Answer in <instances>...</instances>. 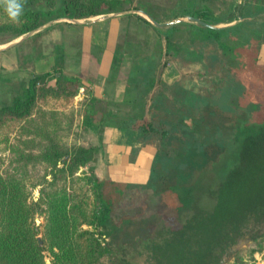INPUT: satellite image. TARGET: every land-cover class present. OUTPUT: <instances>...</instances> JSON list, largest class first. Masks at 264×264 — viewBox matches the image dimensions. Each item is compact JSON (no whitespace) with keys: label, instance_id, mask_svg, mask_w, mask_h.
Returning <instances> with one entry per match:
<instances>
[{"label":"trees","instance_id":"trees-1","mask_svg":"<svg viewBox=\"0 0 264 264\" xmlns=\"http://www.w3.org/2000/svg\"><path fill=\"white\" fill-rule=\"evenodd\" d=\"M42 2L49 12L62 5L56 18L132 10L124 15L159 35L153 50L127 70L122 103L131 105L130 111L104 109L102 100L86 88L80 124L81 130L93 133L103 126L122 129L130 163L145 146L153 152L144 164V180L99 178L89 166L74 188L67 178L93 162L101 145L65 146L57 121L32 122L30 142L39 139L36 152L23 156L18 171L0 170V264H46L44 250L54 264H132L128 253L133 250L147 264H220L244 234L259 243L257 226L264 223V0H245L240 20L220 28L192 20L159 26L137 13L144 11L160 23L179 16L211 24L236 19L232 14L216 16L207 0H181L175 12L163 16L135 0H25L18 23L0 7V36H5L0 43L44 24L49 18L42 20L35 7ZM122 51L114 50V70L119 67L116 54ZM169 62H199L217 75L218 94L185 87V73L166 82L161 72ZM54 73V84H48ZM78 85L76 78L54 69L18 86L0 87V129L27 117L39 100L68 103ZM223 153L231 156L221 159ZM230 159L218 179L220 164ZM28 163L45 167L36 200L27 184ZM34 209L43 215L44 248L36 239Z\"/></svg>","mask_w":264,"mask_h":264},{"label":"rangeland","instance_id":"rangeland-1","mask_svg":"<svg viewBox=\"0 0 264 264\" xmlns=\"http://www.w3.org/2000/svg\"><path fill=\"white\" fill-rule=\"evenodd\" d=\"M138 5L157 16H163V14H170L175 12L181 0H135ZM210 3V7L216 16H224V14H232V17L236 16V19H232L227 22H220L217 25H230L238 20L240 14V8L245 0H235L230 13H227L230 0H207ZM179 2V3H178ZM41 13V18L48 19L44 24L29 31L25 34L18 36L7 42L0 43V87L18 86L25 83L30 76L36 73H42L45 71H52L54 69H60L63 75L76 78L79 85L76 90V94L67 103L52 98L39 100L36 102L31 114L23 119H17L10 121L9 124L3 126L0 129V170H8L9 172L18 171L24 160L23 156L28 153L36 152L35 144L39 140L30 142V139L34 134L32 132V122L39 123L41 120L51 122L57 121L60 125V131L62 134L61 143L65 146L73 143H78L83 146L97 145L99 140L96 135L91 134L88 130L83 131L80 129L82 109L86 102V88H89V84L81 82L86 75L78 74L74 66L82 62H85L86 56L80 51V41L82 36V28L76 25L77 21L87 22L90 20L116 15L119 20V30L117 35L116 44L114 50L122 49L125 52H117L118 65L126 67L128 70L135 60L143 55L149 54L153 50L155 42L159 40V35L151 28L144 27V25L134 17H127L124 14L132 13L134 11H122L111 12L105 14H98L89 17L82 18H56V13H61L62 5H57L56 8L47 11L46 5L42 2L35 6ZM144 12V11H142ZM137 13L145 17L142 13ZM146 13V12H144ZM147 14V13H146ZM124 15V16H123ZM182 21H187L186 16H179ZM167 22V21H166ZM5 36H0V39H4ZM261 57L264 59V45L261 48ZM137 61V60H136ZM158 66V72H159ZM169 74L174 76L173 78H179L181 73L187 74L185 77V87L190 88L192 91H202L205 94L212 93L218 94L219 79L215 73L209 72L199 62H188L180 64L176 62H169L166 67ZM162 74H166L164 69ZM125 69V70H126ZM58 73H54L49 80L48 84H54V77ZM89 77V76H88ZM174 79V80H175ZM173 80V81H174ZM82 87V90H81ZM90 89V88H89ZM150 94H148L149 98ZM105 109L107 106L102 105ZM111 106V104H110ZM113 107V106H111ZM110 108V107H108ZM124 110V109H122ZM222 113L231 116V113L227 109H222ZM232 120V116H231ZM230 123V119L224 121L227 125ZM29 128V129H28ZM237 139V138H236ZM224 146L221 151H223ZM228 159L230 153L222 154V158ZM219 157V156H218ZM230 159L228 162L221 163L222 168L217 175L220 179L227 167L232 162ZM27 184L33 200H36L39 196L40 184L39 178L45 173V167L40 164L31 163L27 164ZM93 166V172L99 177L105 175V163H102V159L99 156V151L95 154V160L80 169L75 173L69 175L67 183H71V186L77 188L80 185L81 180H78V176L89 171L88 167ZM207 168V167H206ZM47 169V168H46ZM143 170V171H142ZM143 172V180L147 176V170L141 169ZM140 171V172H141ZM206 170L202 177L207 174ZM46 178H50V174L45 175ZM203 182H200L198 186H201ZM209 200H204V205L209 207ZM34 224L37 228V235L42 237V223L43 215H40L35 209L32 213ZM260 229V233L255 237L247 239L245 236L238 239L236 242V249L222 259L220 264H264V223L257 226ZM255 228V227H254ZM43 248L44 245L42 244ZM43 256L46 264H54L51 260L50 254L44 250ZM132 264H147L143 258V255L138 253L137 250L130 251L128 253Z\"/></svg>","mask_w":264,"mask_h":264},{"label":"crops","instance_id":"crops-1","mask_svg":"<svg viewBox=\"0 0 264 264\" xmlns=\"http://www.w3.org/2000/svg\"><path fill=\"white\" fill-rule=\"evenodd\" d=\"M76 25L82 28L80 51L86 56L85 62H81L78 67L74 66L78 74L86 75L81 82L89 84L92 95L102 100L101 105L105 104L120 114L128 113L131 105L122 103L127 69L121 65L115 70L112 67L114 46L120 26L118 18L106 16L87 22L77 21ZM164 71L166 72L167 68ZM169 72L168 70L166 74H162V78L168 83L175 79ZM91 134L100 139L99 156L102 163H105L106 173L103 177L98 176L99 178L108 177L123 182L143 180L141 169L147 170L144 164L152 155V147H143L140 150L141 156L134 163H130L122 129L103 126L99 133Z\"/></svg>","mask_w":264,"mask_h":264},{"label":"clouds","instance_id":"clouds-1","mask_svg":"<svg viewBox=\"0 0 264 264\" xmlns=\"http://www.w3.org/2000/svg\"><path fill=\"white\" fill-rule=\"evenodd\" d=\"M24 2L25 0H0V7L3 8L9 20L18 23L23 15Z\"/></svg>","mask_w":264,"mask_h":264},{"label":"water","instance_id":"water-1","mask_svg":"<svg viewBox=\"0 0 264 264\" xmlns=\"http://www.w3.org/2000/svg\"><path fill=\"white\" fill-rule=\"evenodd\" d=\"M140 13H142V14L145 16V18H146L147 20H149L151 23H153V24H155V25H159V26H161V25H163V24L172 25V24H174V23L179 22V21L182 20V18H180V17H176V18H174V19H172V20H170V21H167V22H165V23H160V22H156L151 16H149V15L146 14V13H144V12H142V11H140ZM186 18H187L188 20H192V21H194V22H196V23H199V24H201V25H203V26H205V27H209V28H220V27L226 26V25L211 24V23H208V22H206V21H203V20H201V19H199V18H195V17H191V16H187ZM36 239H37V241H38V244H39L40 246H42V244H43L42 237H41L40 235H36ZM236 248H237V247H236V245H235V246L233 247L232 250L234 251Z\"/></svg>","mask_w":264,"mask_h":264},{"label":"flooded vegetation","instance_id":"flooded-vegetation-1","mask_svg":"<svg viewBox=\"0 0 264 264\" xmlns=\"http://www.w3.org/2000/svg\"><path fill=\"white\" fill-rule=\"evenodd\" d=\"M261 231H259V233H260ZM249 233V232H248ZM244 234V236L247 238V239H249V234ZM236 245V243L234 244V245H232V246H230L229 248H228V250H232L233 249V247ZM225 257V256H224Z\"/></svg>","mask_w":264,"mask_h":264},{"label":"built area","instance_id":"built-area-1","mask_svg":"<svg viewBox=\"0 0 264 264\" xmlns=\"http://www.w3.org/2000/svg\"><path fill=\"white\" fill-rule=\"evenodd\" d=\"M81 90H82V87H81Z\"/></svg>","mask_w":264,"mask_h":264}]
</instances>
